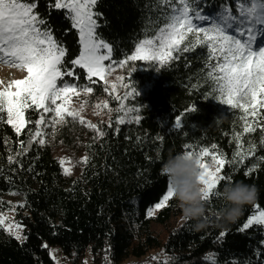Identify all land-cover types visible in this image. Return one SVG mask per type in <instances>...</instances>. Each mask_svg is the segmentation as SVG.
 Instances as JSON below:
<instances>
[{
  "label": "trees",
  "instance_id": "16d2710c",
  "mask_svg": "<svg viewBox=\"0 0 264 264\" xmlns=\"http://www.w3.org/2000/svg\"><path fill=\"white\" fill-rule=\"evenodd\" d=\"M35 2L54 36L68 49L66 61L76 58L79 35L71 28L65 10L53 8L54 0ZM224 2L194 0L193 6L214 15ZM161 7L155 0H99L98 10L103 13L99 31L113 45L114 58L122 59L138 39L162 26ZM205 61L206 50L198 47L180 54L158 72L154 66L138 63L128 83L135 81L140 93L139 98L130 101L132 107H141L139 124L126 122L119 125L117 133L114 114L111 128L110 122L96 123L106 133L103 137H96L93 129L85 135L77 122L59 127L56 141L89 157L75 176H65L49 145L33 144L27 154L17 158L18 164H10L9 154L19 151V141H27L28 135L25 132L17 136L10 125L0 123V214L13 211L15 205L14 220L26 237L20 243L0 226V264H55L50 247L57 248L71 264H83L88 251L93 264H123L153 250L169 254L168 259L155 264H264V227L253 225L240 231L257 210L256 205L264 208L260 130L243 137L245 149L249 141L256 143L255 155L247 156L242 166L225 168L233 183L243 181L258 189L256 200L246 204L234 221L218 217L224 206L220 198L206 203L205 214L199 220L183 219L177 227H169L172 219H182L175 198L156 216L147 215L166 190L161 166L170 153L181 152L186 143L201 147L216 143L227 159L235 151L233 133L241 129L240 112L229 110L211 97L204 98L212 90L211 83L206 82ZM80 73V82L85 83V74L82 70ZM94 88L97 95L102 94L101 85ZM193 105L197 111L186 115L182 129H175V116ZM30 114L33 120L37 118L36 112ZM158 137L163 138L162 142ZM254 164L258 167L245 176ZM12 193L20 201L11 200L8 196ZM20 203L24 207H19ZM153 223L162 225L165 238L153 231ZM198 223L204 226L197 227ZM221 232L225 233L222 238ZM106 249H110L108 260Z\"/></svg>",
  "mask_w": 264,
  "mask_h": 264
},
{
  "label": "snow or ice",
  "instance_id": "6c2138e0",
  "mask_svg": "<svg viewBox=\"0 0 264 264\" xmlns=\"http://www.w3.org/2000/svg\"><path fill=\"white\" fill-rule=\"evenodd\" d=\"M161 7L162 26L138 39L134 49L117 60L113 56V45L101 35L103 13L98 10L99 0H54L52 7L65 10L72 29L79 35V55L66 61L68 49L54 36L51 25L37 11L35 0H0V63L26 73L21 79L5 83L0 80V123L10 125L17 136L27 133L28 140L19 141V151L9 154L8 162L19 163L17 159L27 154L33 144L44 147L49 137H55L59 127L69 122L86 124L103 137L106 133L98 125L86 122L81 111L89 103L84 99L79 110L71 107L73 97H85L94 93V86L101 85L103 91L117 100L120 107L115 131L125 124V117L139 124L141 107H127L124 101L139 98L136 82L124 83L125 76H117L120 83H110L108 76L117 68L128 72V78L137 70L136 62H144L160 71L182 53L195 51L198 47L206 50V82L212 85L205 99H215L229 110L240 112L241 129L234 131L235 151L227 159L216 143L199 146L186 143L181 152L195 156L200 168V182L206 186L203 199L211 203L219 198V188L232 184L233 177L225 171L244 165L247 156L255 155L257 145L249 141L245 149V134L261 131L260 144L264 146V0H225L214 14H206L203 8L194 7V0H155ZM80 70L85 74L81 83ZM96 78V79H94ZM119 88L126 91L115 96ZM147 107L146 105H141ZM95 108L112 111L108 101L98 102ZM197 111L195 105L175 116L174 127L182 129L186 115ZM31 112L37 113L33 120ZM30 125L32 127H30ZM112 127V122L108 125ZM51 129L49 132L48 129ZM158 139L163 140L162 137ZM159 159V157H157ZM88 156L83 158L84 162ZM264 161V155L259 156ZM61 165L64 161H60ZM258 165L247 168L245 176L251 175ZM70 174L69 168L63 169ZM166 178V190L154 209L169 206L175 198L171 181ZM15 195V193H12ZM3 201H0V206ZM15 205L12 210H15ZM19 207H24L23 203ZM257 211L247 218L240 231L253 225L264 227V208L256 205ZM153 215V209L148 210ZM4 218L0 215V224ZM13 225H9L11 229ZM19 230L20 225H15ZM17 240L26 239L14 233ZM225 236L224 232L219 237ZM43 247L48 248L47 244ZM108 260L110 249H106ZM264 255V253H261ZM155 259V258H153ZM109 264L111 262L109 261Z\"/></svg>",
  "mask_w": 264,
  "mask_h": 264
},
{
  "label": "rangeland",
  "instance_id": "374dc122",
  "mask_svg": "<svg viewBox=\"0 0 264 264\" xmlns=\"http://www.w3.org/2000/svg\"><path fill=\"white\" fill-rule=\"evenodd\" d=\"M177 59V58H176ZM140 62H136L137 64ZM144 63V62H142ZM26 75V73L21 72L20 70L10 67L8 65L0 63V80H3L5 83L12 79H21L23 76ZM117 76H125L126 80L124 83H128V72L124 69L117 68L116 71L112 72L111 75L108 76V80L110 83H120L116 80ZM95 89V88H94ZM96 90H94L93 94H90L89 96L85 97L83 93L80 97H73L71 101V107L79 110L81 108V104L84 99H87L89 103L83 108L81 111V116H83L84 120L86 122H91L93 124L99 123V124H108L111 120L112 115H123V113H117L116 109L120 107V104L117 100L113 98V95H109L108 93H105L104 91L102 94L97 95ZM126 89L119 88L116 93H114L115 96H123ZM108 101L110 108L113 109L112 111H108L106 109H103L102 107L97 109L94 107V105L98 102ZM131 99L128 101H124V104L127 107H132L130 103ZM133 114H129L125 117L126 122H132L131 119ZM77 124L80 126V128L83 130L84 134L87 135V133H91V129L86 126V124H80L77 122ZM175 128V127H174ZM176 129V128H175ZM48 131L50 132L51 129L49 128ZM96 137L98 136L97 133L94 134ZM49 142L47 145H49L52 149L53 156L59 161L63 160L64 164L61 165L64 169L69 168L70 174H65L66 177L75 176L79 173L81 165L84 163L83 158L85 155L83 153L78 152L77 150L67 149L62 142L56 141L55 137H49ZM61 164V163H60ZM64 172V171H63ZM11 200L14 202L20 201V198L17 195H10L8 196ZM149 209H153V215L149 216L148 212L147 215L149 217H154L159 212V210H155L154 206H152ZM257 211V210H256ZM255 211V212H256ZM4 218V223L0 224V226L9 234H11L14 238V233H18L20 236L23 237L22 234V228L20 226L19 230L15 227L17 225L16 221L14 220V210L13 211H7L2 214H0ZM183 219H172L169 223V227H177L182 223ZM13 225L11 229H9V225ZM153 231L156 232V234L159 235L160 238H165V231L162 225L153 223L152 224ZM16 239V238H15ZM17 240V239H16ZM18 242H23V240H17ZM49 254L51 259L55 262V264H71L69 259H67L57 248L50 247L49 248ZM169 254L160 252L158 250L150 251L148 254L141 258H131L128 259L123 264H155L160 259H168ZM92 255L90 251L85 253V256L83 258V264H93ZM155 258V259H153ZM106 264H109L108 262Z\"/></svg>",
  "mask_w": 264,
  "mask_h": 264
},
{
  "label": "clouds",
  "instance_id": "9594fccd",
  "mask_svg": "<svg viewBox=\"0 0 264 264\" xmlns=\"http://www.w3.org/2000/svg\"><path fill=\"white\" fill-rule=\"evenodd\" d=\"M161 171L171 181V187L182 212V219L199 220L206 211V202L203 193L206 186L200 182V168L195 156L178 152L169 154L161 166ZM258 196L255 185L239 181L224 184L219 190V198L224 206L218 217L223 221H234L246 204L253 203ZM197 227H203L198 223Z\"/></svg>",
  "mask_w": 264,
  "mask_h": 264
}]
</instances>
